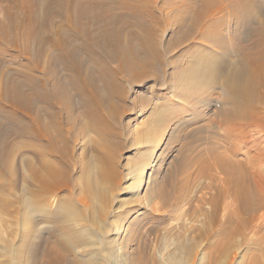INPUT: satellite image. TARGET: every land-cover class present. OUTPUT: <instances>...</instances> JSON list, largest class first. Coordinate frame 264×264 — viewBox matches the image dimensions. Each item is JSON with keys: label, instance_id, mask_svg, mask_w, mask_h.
<instances>
[{"label": "bare ground", "instance_id": "obj_1", "mask_svg": "<svg viewBox=\"0 0 264 264\" xmlns=\"http://www.w3.org/2000/svg\"><path fill=\"white\" fill-rule=\"evenodd\" d=\"M0 1L9 4L0 18V42L17 52L8 61L0 57V140L7 135L21 139L18 151L23 169L22 223L26 226L30 215L42 212L59 194L68 193V197L60 199L57 212L50 211L48 217L51 219L63 211L68 225L82 229L84 239L71 242L69 249L84 255L92 240L104 238L105 219L113 203L111 193L119 187L118 157L108 146L122 136L123 124L130 115L145 113L149 107L146 102L128 105L129 86L138 87L151 80V94L155 98H167L166 92L154 90L156 86L160 89L164 86L171 90L176 101L183 102L182 89L204 84L207 65L204 59L197 58L190 69L183 71L172 63L168 80L164 55L152 38L150 19L155 14L144 1ZM196 1L200 5L196 4L189 18L192 29L182 35L183 40L195 32L202 34L208 27L207 18L224 7L217 0ZM261 1L224 0L226 5L230 3L227 8L231 7L237 26L240 24L236 39L245 38L251 43L238 51L235 61L215 69L220 79L217 85L230 108H219L224 117L220 124L226 150L214 155L211 166L225 176L220 196L231 194L238 209L249 214L244 219L264 223V3ZM215 20L211 19L208 25H219L220 21ZM10 61L18 63L21 69L4 70ZM165 110V106L157 108L150 116ZM79 122L84 127L78 131ZM6 124L9 130L3 132ZM90 130L100 143L93 144V158L83 164L89 178L75 185L73 143ZM233 139L246 143V150L241 152L243 158H238V146ZM248 143L252 145L247 147ZM18 151L5 139L0 145V156L2 152L5 154L2 161L0 158L1 164L11 168V159ZM95 173L93 180L91 176ZM147 173L143 167L132 178L137 194ZM118 234L120 230L116 229L114 235ZM94 250L91 248L88 254H94ZM59 253L52 249L48 255Z\"/></svg>", "mask_w": 264, "mask_h": 264}, {"label": "rangeland", "instance_id": "obj_2", "mask_svg": "<svg viewBox=\"0 0 264 264\" xmlns=\"http://www.w3.org/2000/svg\"><path fill=\"white\" fill-rule=\"evenodd\" d=\"M140 1L155 14L150 19L152 38L164 55L168 80L171 67L187 71L195 59L202 58L207 65L204 84L182 89L183 102L176 101L164 86L154 90L166 92L167 98H155L151 80L138 87L129 86L128 105L146 102L149 107L145 113L130 115L123 124L122 136L108 146L118 157L119 187L111 193L113 203L105 219L104 238L92 240L84 255L69 249L71 242L84 239L82 229L68 225L63 211L48 217L50 211L57 212L60 199L68 197V193L52 199L45 211L30 215L26 226L22 223L21 139L7 135L5 139L18 152L11 159V168L0 162V264H264V223L244 219L249 214L238 209L231 194L220 196L225 176L211 166L214 155L226 150L220 124L224 117L219 108H230L217 85L220 79L215 69L235 61L238 51L251 41L236 39L240 24L237 26L231 7L227 8L230 3L226 5L224 0H217L224 6L223 11L209 16V22L206 19L207 29L202 34H190L186 40L182 35L192 29L189 18L196 4L200 5L198 1ZM7 7L8 3L0 1V18ZM209 18L220 24L210 27ZM169 49L172 53H167ZM15 55V50L0 42L1 58L8 61ZM19 62L23 63V58ZM8 64L4 70L21 69L18 63ZM163 106L167 111L150 116ZM76 126L78 131L84 127L83 122ZM8 130L9 124L4 125L3 132ZM5 139L0 140V145ZM76 140L72 173L75 185L89 178L83 164L91 161L93 147L100 143L91 130ZM232 142L238 146V158H243L246 143L237 139ZM0 158H5L3 152ZM203 166L207 167L199 173ZM143 167L148 173L137 194L132 178ZM91 177L95 180L96 173ZM116 229L120 230L117 236ZM91 248L95 249L93 256L88 254ZM52 249L60 253L50 257Z\"/></svg>", "mask_w": 264, "mask_h": 264}]
</instances>
